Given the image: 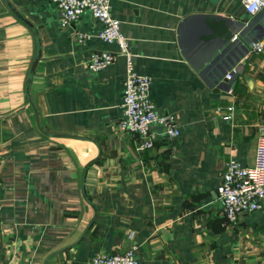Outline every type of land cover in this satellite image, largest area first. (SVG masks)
Wrapping results in <instances>:
<instances>
[{
    "label": "crops",
    "instance_id": "0c3cea01",
    "mask_svg": "<svg viewBox=\"0 0 264 264\" xmlns=\"http://www.w3.org/2000/svg\"><path fill=\"white\" fill-rule=\"evenodd\" d=\"M9 1L42 57L27 91L37 40L0 0V264H90L133 248L144 264H264V211L229 223L218 191L230 159L253 163L264 124V52L242 56L244 40L263 34L264 11L250 15L243 0L112 1L158 114L180 130L155 126L154 147L141 151L118 129L127 57L87 66L93 52L119 53L98 38L102 24L86 12L62 27L51 0ZM205 13L231 18L240 40L205 63L204 78L179 28ZM204 31L197 19L183 27L196 65L213 49L197 40ZM226 70L235 75L224 83Z\"/></svg>",
    "mask_w": 264,
    "mask_h": 264
},
{
    "label": "built area",
    "instance_id": "2783aa9c",
    "mask_svg": "<svg viewBox=\"0 0 264 264\" xmlns=\"http://www.w3.org/2000/svg\"><path fill=\"white\" fill-rule=\"evenodd\" d=\"M59 12V24L69 27L86 12L98 20L103 28L98 38L108 44H116L119 53L109 51L93 52L87 62L88 69L100 72L115 63L117 57H127V71L124 83L123 117L118 129L121 134L135 136L141 151L154 147L153 128L161 126L170 137H178L180 130L173 116L160 115L151 98L152 79L139 74L133 59L128 53L129 41L121 31V22L112 14L113 0H51ZM250 15L264 10V0H243ZM83 43L87 36L80 35ZM253 51L264 52V43L254 45ZM234 107L228 109L225 120H231ZM219 197L224 207V215L229 223H235L243 215L264 211V124L259 126L255 144L253 163L244 166L235 159H230L224 169ZM90 264H144L133 249L117 254H96Z\"/></svg>",
    "mask_w": 264,
    "mask_h": 264
},
{
    "label": "water",
    "instance_id": "95a60500",
    "mask_svg": "<svg viewBox=\"0 0 264 264\" xmlns=\"http://www.w3.org/2000/svg\"><path fill=\"white\" fill-rule=\"evenodd\" d=\"M7 7L18 17L20 18V20H22L24 23H26L28 26H30L33 29V32L35 34L36 40H37V57L35 59V61L32 64L31 70H30V74H29V78H28V82H27V91L29 90L30 87V83L32 81L33 75L35 73V70L37 68L38 63L41 60L42 57V45H41V41L40 38L38 36V33L36 32V30L34 29L33 25L26 19L24 18L17 10L16 8H14L12 6V4L10 3L9 0H4ZM214 4H218L220 0H209ZM264 11V10H263ZM192 19H197L200 21V23L202 24L203 28L205 29L204 32H202L201 34H199L197 36V40L200 42H203L205 44H213L211 47L213 48L210 51V54H208L207 57H205L203 59V63L196 65V59L193 58V56H191L189 49H188V45L184 40V35H183V27L184 25L192 20ZM233 20L229 17L226 16H222V15H218V14H214V13H205V14H199V15H190L186 18H184L182 20V23L180 24V45H181V49L182 52L184 53V55L186 56L187 60L194 66V68L196 69V71H200V69L205 66V63H207L209 61V59H211L218 51H220L221 49H223V51L228 50L231 46H233V44H235L236 42H238L240 39L236 38L235 35V29L233 28L232 24H233ZM245 24L241 23V27H243ZM247 30H243L241 32V36L244 37L246 34ZM264 35V29H263V34L260 35L258 38H255L253 40H247L245 39L243 42V49L244 52L242 54V56L246 55L250 50H252L254 48V45L258 43L259 39L261 38V36ZM215 43V44H214ZM222 51V52H223ZM206 68L203 69L201 72V75L204 77V74L206 72ZM235 73L231 72L229 73V70H226L223 73V78H224V83L229 82L232 77H234ZM228 76L231 77L228 78ZM205 78V77H204ZM234 79H232L231 81H233ZM230 89V86L228 87ZM30 101H31V106L36 114V116H38L37 110H36V106L34 104V97L30 96ZM218 193V192H217ZM47 264V262H46Z\"/></svg>",
    "mask_w": 264,
    "mask_h": 264
}]
</instances>
